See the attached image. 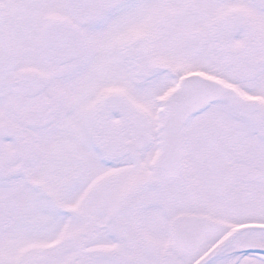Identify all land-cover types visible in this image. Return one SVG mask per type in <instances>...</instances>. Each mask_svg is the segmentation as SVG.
<instances>
[{
  "label": "snow or ice",
  "instance_id": "snow-or-ice-1",
  "mask_svg": "<svg viewBox=\"0 0 264 264\" xmlns=\"http://www.w3.org/2000/svg\"><path fill=\"white\" fill-rule=\"evenodd\" d=\"M0 264H264V0H0Z\"/></svg>",
  "mask_w": 264,
  "mask_h": 264
}]
</instances>
